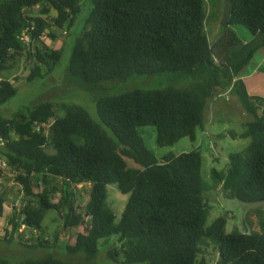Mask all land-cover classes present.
I'll use <instances>...</instances> for the list:
<instances>
[{"label":"trees","instance_id":"16d2710c","mask_svg":"<svg viewBox=\"0 0 264 264\" xmlns=\"http://www.w3.org/2000/svg\"><path fill=\"white\" fill-rule=\"evenodd\" d=\"M229 1V26L242 25L252 34L261 33L264 46V0ZM82 2L0 0V103L16 94L14 82L1 73L21 58L30 62L28 81L56 68L61 50L42 43V36L48 33L58 41L68 35L83 10ZM205 3L92 0L67 68L70 76L92 88L106 80L164 73L201 76L194 87L168 86L100 97L97 111L102 123L78 104L63 105L64 116H56L51 102L0 118V156L18 172L14 180L23 193L22 205L9 215L11 228L4 239L35 248L58 246V235L51 241L44 226L46 214L54 210L63 231L69 232L67 250L87 256L85 263L48 256L22 264H91L100 252V241L112 237L118 244L109 259L126 264H207L202 253L211 245L219 249L220 264H264V216L253 219L256 229L249 232H228L227 216L208 223L211 208L204 195V157L199 147L180 155L158 156L141 131L153 126L160 148L184 138L196 142L199 131L206 128L208 101L221 87L235 91L254 119L241 134L231 135L250 143L230 154L224 172L213 168L212 177L228 198L248 204L264 202V112H259L260 106L238 77L249 59L234 63L241 48L229 27L215 45L210 43ZM80 184H89L91 190L84 208L76 191ZM109 187L128 195L119 219L109 205ZM7 200L1 193L0 219ZM0 264L10 263L0 258Z\"/></svg>","mask_w":264,"mask_h":264},{"label":"rangeland","instance_id":"374dc122","mask_svg":"<svg viewBox=\"0 0 264 264\" xmlns=\"http://www.w3.org/2000/svg\"><path fill=\"white\" fill-rule=\"evenodd\" d=\"M206 7V31L208 39L212 45L221 39L226 29L230 28L238 37L240 52L234 57V63L238 64L249 59V64L238 76L247 88L249 96L256 105L260 106L259 112H264V46H261L263 35L261 33L252 34L242 25L229 26L230 1L229 0H205ZM93 4L92 0H83V10L74 22L66 36H60L58 41L51 40L48 36L42 40L53 49H59L62 53L61 61L57 63L54 70L33 81H28L30 73V62L26 57L18 60L17 64L10 70L1 74L14 82L16 94L5 103H0V118H11L22 112L26 107L34 108L44 102H51L55 105L56 116H64L63 105L78 104L85 108L90 117L97 123H102L97 111V100L104 96H115L120 93L135 90L162 89L168 86L178 87V89L192 88L201 81V76L189 74L176 75L164 73L162 75H143L131 77L128 80H106L97 87L86 85L78 77L68 74L67 68L71 62L72 47L77 36L83 29L84 22L90 14ZM40 7L36 8L34 15L39 13ZM41 44V42H38ZM236 92L219 88L216 95L208 101L207 114L205 118V131H199L198 141L192 142L189 138H184L177 144L160 148L156 145L157 132L153 126L141 128L148 147L158 156L167 153L180 155L184 151H191L199 147L204 157L202 166V176L207 191L204 195L211 208L208 223H212L218 216L228 217V232L240 229L245 232L255 230L253 219L264 216V202L244 203L238 199L228 198L227 193L222 189L221 184L216 185L212 177V169L224 172L230 162V154L243 150L250 143V139L234 138L231 132L241 134L245 129V124L254 119V116L242 106L236 97ZM54 119H51V124ZM79 204L82 208L90 200L89 184H80L77 188ZM4 193L7 203L4 204V215L0 219V258L8 260L10 264H22L26 260L41 259L48 256L56 257L67 262H87L84 252L72 253L67 250L66 242L69 240V232L63 231L59 223L58 214L50 210L44 219L46 227V237L55 241V235L59 237V244L56 247L35 248L19 243L17 240L7 241L6 229L11 228L8 224L9 215L14 211V207H20L23 203L22 188L15 183L12 175L6 174L0 179V194ZM59 194L55 201L58 200ZM128 195L122 194L113 187H109V205L116 213L121 212L126 207ZM26 236H30L27 233ZM118 244L116 237L102 239L100 241V252L91 264H126L109 259L111 249ZM122 254V253H121ZM120 254V259L122 255ZM203 256L207 264H220V253L218 247L211 245L203 249Z\"/></svg>","mask_w":264,"mask_h":264},{"label":"built area","instance_id":"2783aa9c","mask_svg":"<svg viewBox=\"0 0 264 264\" xmlns=\"http://www.w3.org/2000/svg\"><path fill=\"white\" fill-rule=\"evenodd\" d=\"M47 34L48 33H45L42 36L43 40L47 38ZM50 125L51 124L49 123L48 126ZM0 144H3L2 139H0ZM6 174L12 175L15 178L18 172L14 171V169L8 164V162L3 157L0 156V179L3 178L2 176H5ZM25 229H26V225H22L21 230H25Z\"/></svg>","mask_w":264,"mask_h":264},{"label":"water","instance_id":"95a60500","mask_svg":"<svg viewBox=\"0 0 264 264\" xmlns=\"http://www.w3.org/2000/svg\"><path fill=\"white\" fill-rule=\"evenodd\" d=\"M0 66H1V64H0Z\"/></svg>","mask_w":264,"mask_h":264},{"label":"crops","instance_id":"0c3cea01","mask_svg":"<svg viewBox=\"0 0 264 264\" xmlns=\"http://www.w3.org/2000/svg\"><path fill=\"white\" fill-rule=\"evenodd\" d=\"M2 75V74H1Z\"/></svg>","mask_w":264,"mask_h":264}]
</instances>
